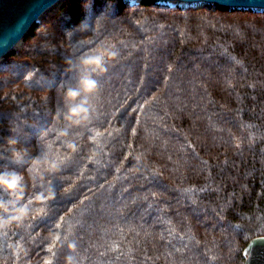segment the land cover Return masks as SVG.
<instances>
[{
	"label": "trees",
	"instance_id": "obj_1",
	"mask_svg": "<svg viewBox=\"0 0 264 264\" xmlns=\"http://www.w3.org/2000/svg\"><path fill=\"white\" fill-rule=\"evenodd\" d=\"M7 168L24 179L0 191V264H244L264 236V11L63 1L0 61Z\"/></svg>",
	"mask_w": 264,
	"mask_h": 264
},
{
	"label": "water",
	"instance_id": "obj_2",
	"mask_svg": "<svg viewBox=\"0 0 264 264\" xmlns=\"http://www.w3.org/2000/svg\"><path fill=\"white\" fill-rule=\"evenodd\" d=\"M65 0H0V61L20 48L23 38L40 17ZM140 1V0H139ZM162 3L217 4L232 9L264 11V0H155ZM200 7V6H199ZM50 14L49 17L52 15ZM244 264H264V236L252 239L243 252Z\"/></svg>",
	"mask_w": 264,
	"mask_h": 264
},
{
	"label": "clouds",
	"instance_id": "obj_3",
	"mask_svg": "<svg viewBox=\"0 0 264 264\" xmlns=\"http://www.w3.org/2000/svg\"><path fill=\"white\" fill-rule=\"evenodd\" d=\"M91 86V85H89ZM79 93L77 89H67L65 91V99L67 101H75ZM78 111L77 107H70L65 114V118L73 116ZM12 144H17V141H11ZM13 160H22L23 157L20 154L18 148L12 151ZM23 174L15 168L0 169V191L11 193L16 188L20 187L23 182Z\"/></svg>",
	"mask_w": 264,
	"mask_h": 264
},
{
	"label": "bare ground",
	"instance_id": "obj_4",
	"mask_svg": "<svg viewBox=\"0 0 264 264\" xmlns=\"http://www.w3.org/2000/svg\"><path fill=\"white\" fill-rule=\"evenodd\" d=\"M137 2H139V0H135ZM202 4H191V5H186V7H189V8H196V7H199L201 6ZM57 6H54L52 7L49 11H47L44 15H42L40 17L41 20H47L49 19V15L52 14L55 10H56Z\"/></svg>",
	"mask_w": 264,
	"mask_h": 264
},
{
	"label": "rangeland",
	"instance_id": "obj_5",
	"mask_svg": "<svg viewBox=\"0 0 264 264\" xmlns=\"http://www.w3.org/2000/svg\"><path fill=\"white\" fill-rule=\"evenodd\" d=\"M135 0H132V2H134ZM135 2H137V1H135ZM171 4H173V5H177L176 3H171ZM180 5H185V4H180ZM186 6V5H185Z\"/></svg>",
	"mask_w": 264,
	"mask_h": 264
}]
</instances>
